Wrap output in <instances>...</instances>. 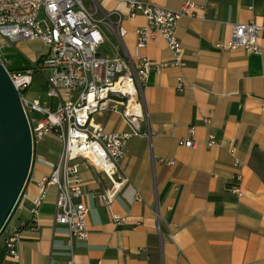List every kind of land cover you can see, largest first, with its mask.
Masks as SVG:
<instances>
[{"label": "crops", "instance_id": "obj_1", "mask_svg": "<svg viewBox=\"0 0 264 264\" xmlns=\"http://www.w3.org/2000/svg\"><path fill=\"white\" fill-rule=\"evenodd\" d=\"M87 1L96 19H105L100 56L126 59L140 53L154 63L170 61L161 37L136 50L134 33L145 20L128 17L121 0ZM147 1L178 11L186 0ZM195 1L205 13L179 20L176 28L186 66L153 72L144 84L145 120L135 127L142 135L127 140L113 177L123 184L109 207L96 196L113 183L80 162L82 202L89 211L85 240L70 242L67 228L55 222L54 187L47 189L32 227L37 183L50 173L61 150L50 146L58 140L54 135L38 145L8 220L18 234L19 264H67L71 255L77 264H264V0ZM251 20L262 27L260 55L215 47L228 40L231 25ZM120 30L125 32L121 38ZM27 45L16 48L24 52ZM179 78L182 93L176 90ZM95 121L107 134L132 133L117 113L97 115ZM209 134L217 146L206 147ZM189 137L196 148L179 145ZM232 148L244 163L240 169L233 167ZM234 173L242 178L241 199L228 190ZM113 216L123 222L117 225ZM0 264H13L2 240Z\"/></svg>", "mask_w": 264, "mask_h": 264}, {"label": "built area", "instance_id": "obj_2", "mask_svg": "<svg viewBox=\"0 0 264 264\" xmlns=\"http://www.w3.org/2000/svg\"><path fill=\"white\" fill-rule=\"evenodd\" d=\"M95 5L104 0H90ZM127 7L128 17L141 15L145 25L135 31L136 50L145 49L149 42L161 37L171 54L168 62L154 63L136 53L133 58L102 57L98 50L103 43L100 24L83 0H0V64L19 94L31 138L32 157L38 145L54 135L61 143L56 164L50 173L37 183L39 195L32 201V227H35L39 208L48 188L57 190L55 222L67 228L72 239L87 238L88 208L82 202L83 181L80 162L84 161L102 171L113 183L110 190L96 196L97 201L109 207L122 186L114 182L119 161L125 155L131 135L141 136L136 124L145 120L142 89L151 73L167 68L183 69V48L176 36L179 20L199 19L205 9L195 0H186L178 11L166 9L147 0H121ZM97 12V10H96ZM262 27L251 20L246 24H233L227 41L215 47L224 51L243 49L247 54L260 55L259 35ZM124 31H119L123 37ZM40 43L47 52L36 59L31 67L19 72L6 69L2 52L20 43ZM48 70L45 99L28 101L22 93L32 84L35 71ZM183 81L177 80L176 90L184 91ZM55 101V105H53ZM105 113L119 114L131 128L130 134H107L96 123L95 117ZM209 121H206L208 124ZM180 146L194 149L197 142L189 137L180 140ZM205 145H218L213 134ZM234 169L244 163L236 158V149L229 150ZM163 162V161H161ZM173 165L172 161L167 162ZM241 175L231 176L229 192L237 199L243 197ZM8 219L0 230L6 257L19 264L18 234L8 226ZM120 225L123 220L113 216ZM71 246V243H70ZM67 264H77L71 255Z\"/></svg>", "mask_w": 264, "mask_h": 264}, {"label": "water", "instance_id": "obj_3", "mask_svg": "<svg viewBox=\"0 0 264 264\" xmlns=\"http://www.w3.org/2000/svg\"><path fill=\"white\" fill-rule=\"evenodd\" d=\"M31 161L30 131L19 94L0 64V230L25 185Z\"/></svg>", "mask_w": 264, "mask_h": 264}, {"label": "rangeland", "instance_id": "obj_4", "mask_svg": "<svg viewBox=\"0 0 264 264\" xmlns=\"http://www.w3.org/2000/svg\"><path fill=\"white\" fill-rule=\"evenodd\" d=\"M83 3L84 6L89 10L90 5L88 1L83 0ZM46 52V48H44L40 43L34 42L28 43L24 52H19L16 47L6 48L2 52V57L8 71L19 72L25 68L31 67L34 61H30L29 56H35L39 58L40 56L45 55ZM48 74L49 72L46 69L34 72L31 86L26 90V92L22 93L25 99L28 101L38 98L40 100L45 99L46 77ZM53 105H55V101H53ZM60 145V141L55 140V143L50 146L55 150H60Z\"/></svg>", "mask_w": 264, "mask_h": 264}, {"label": "trees", "instance_id": "obj_5", "mask_svg": "<svg viewBox=\"0 0 264 264\" xmlns=\"http://www.w3.org/2000/svg\"><path fill=\"white\" fill-rule=\"evenodd\" d=\"M11 214V213H10Z\"/></svg>", "mask_w": 264, "mask_h": 264}]
</instances>
